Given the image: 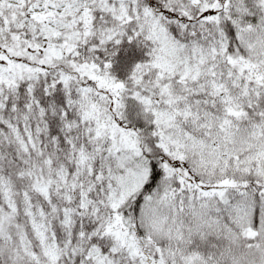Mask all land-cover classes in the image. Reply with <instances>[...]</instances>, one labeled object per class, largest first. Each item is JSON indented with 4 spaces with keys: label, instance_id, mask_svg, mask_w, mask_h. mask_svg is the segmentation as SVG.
<instances>
[{
    "label": "snow or ice",
    "instance_id": "6c2138e0",
    "mask_svg": "<svg viewBox=\"0 0 264 264\" xmlns=\"http://www.w3.org/2000/svg\"><path fill=\"white\" fill-rule=\"evenodd\" d=\"M0 264H264V0H0Z\"/></svg>",
    "mask_w": 264,
    "mask_h": 264
}]
</instances>
